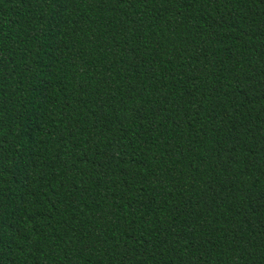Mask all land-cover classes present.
Wrapping results in <instances>:
<instances>
[{"label": "trees", "instance_id": "16d2710c", "mask_svg": "<svg viewBox=\"0 0 264 264\" xmlns=\"http://www.w3.org/2000/svg\"><path fill=\"white\" fill-rule=\"evenodd\" d=\"M0 264H264V0H0Z\"/></svg>", "mask_w": 264, "mask_h": 264}]
</instances>
